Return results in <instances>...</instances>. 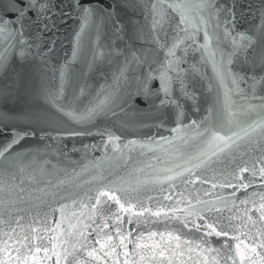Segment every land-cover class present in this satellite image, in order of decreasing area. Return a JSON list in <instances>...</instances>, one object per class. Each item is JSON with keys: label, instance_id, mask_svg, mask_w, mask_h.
<instances>
[{"label": "snow or ice", "instance_id": "1", "mask_svg": "<svg viewBox=\"0 0 264 264\" xmlns=\"http://www.w3.org/2000/svg\"><path fill=\"white\" fill-rule=\"evenodd\" d=\"M255 11L0 0V264H264Z\"/></svg>", "mask_w": 264, "mask_h": 264}, {"label": "water", "instance_id": "2", "mask_svg": "<svg viewBox=\"0 0 264 264\" xmlns=\"http://www.w3.org/2000/svg\"><path fill=\"white\" fill-rule=\"evenodd\" d=\"M109 0H104V3H108ZM243 2V11L245 13L244 16V22H243V28L247 29L250 27H253L255 25H259V14L255 11V9L259 6L260 0H242ZM76 27V22L74 20H69L66 25H61V31H60V41L57 46V59L63 63L65 57L71 56V44H70V38L73 32V29ZM194 118H198L196 114H192ZM165 135L168 133L165 131ZM153 135H155V130L153 131ZM134 138V137H133ZM85 143H95L97 140L95 138H85ZM75 143V141H69L68 142V148L72 159L79 160L81 153L80 152H72V145ZM76 147L80 148L81 145L79 143H76ZM94 155L99 156L100 153H94Z\"/></svg>", "mask_w": 264, "mask_h": 264}]
</instances>
